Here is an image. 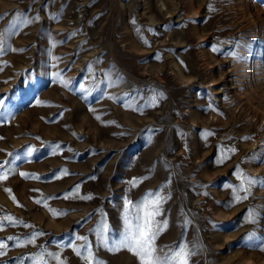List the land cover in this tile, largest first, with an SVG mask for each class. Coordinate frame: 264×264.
I'll use <instances>...</instances> for the list:
<instances>
[{"label": "rangeland", "instance_id": "obj_1", "mask_svg": "<svg viewBox=\"0 0 264 264\" xmlns=\"http://www.w3.org/2000/svg\"><path fill=\"white\" fill-rule=\"evenodd\" d=\"M0 162V264H140L152 193L156 255L264 264V0H0Z\"/></svg>", "mask_w": 264, "mask_h": 264}, {"label": "snow or ice", "instance_id": "obj_2", "mask_svg": "<svg viewBox=\"0 0 264 264\" xmlns=\"http://www.w3.org/2000/svg\"><path fill=\"white\" fill-rule=\"evenodd\" d=\"M24 22L25 21L21 19V23ZM27 154L31 155L32 150L30 149ZM4 163L6 162H0V180L6 179L8 172L12 171L11 169L5 170L3 167ZM20 175L24 176L25 174L20 173ZM245 183L248 187L244 188V191L247 192L257 183L264 186V178H248ZM239 191L240 189H237V192ZM150 196L155 198H145L136 203L127 199L124 201V230L118 240H112L104 236L108 226L101 222V227L99 228L100 242L97 244V247H104L105 250L108 251L121 249L128 250L139 257L140 264H189L191 250L183 244L175 246L172 251L168 252L163 257L156 255L157 249L155 246V240L162 228L166 226L167 221L161 223L156 219L161 214V204L163 203L164 198L158 196L157 193H152ZM233 199L238 202L241 197L234 196ZM37 203H39V201H37ZM3 224L4 222L0 221V227H3ZM24 226L28 227V225ZM39 235H44V233L35 232L31 234V238L25 237V239H28L29 243H31L34 238ZM8 239L18 240L19 238L9 237ZM76 239L85 242L82 252H88L89 245L87 238L81 236L76 237ZM3 247V242H0V254H2ZM37 255H43L45 257L50 256L53 260L56 259L55 253H48L43 250ZM38 264H47V262L44 259H40ZM91 264H105V262L98 257H94L91 260Z\"/></svg>", "mask_w": 264, "mask_h": 264}]
</instances>
